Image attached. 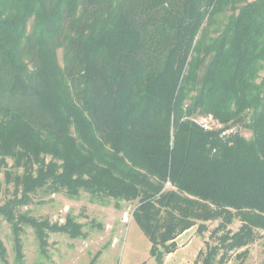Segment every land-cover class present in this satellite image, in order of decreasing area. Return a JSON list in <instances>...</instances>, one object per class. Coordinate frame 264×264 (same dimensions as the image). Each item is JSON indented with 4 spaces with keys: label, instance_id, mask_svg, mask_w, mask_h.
Here are the masks:
<instances>
[{
    "label": "trees",
    "instance_id": "trees-1",
    "mask_svg": "<svg viewBox=\"0 0 264 264\" xmlns=\"http://www.w3.org/2000/svg\"><path fill=\"white\" fill-rule=\"evenodd\" d=\"M263 70L264 0H0V171L14 187L0 216L17 263L23 225L43 254L48 232L85 237L71 215L50 225L18 209L81 191L135 202L157 264L208 222L221 235L198 264L252 244L264 231ZM208 114L250 136L189 120Z\"/></svg>",
    "mask_w": 264,
    "mask_h": 264
},
{
    "label": "rangeland",
    "instance_id": "rangeland-1",
    "mask_svg": "<svg viewBox=\"0 0 264 264\" xmlns=\"http://www.w3.org/2000/svg\"><path fill=\"white\" fill-rule=\"evenodd\" d=\"M62 64V51H57ZM264 76V70L259 74ZM246 138L250 132L241 129ZM8 166L12 164L7 160ZM14 187L6 184L0 171V205L12 199ZM113 200L91 199L81 191L77 198L70 199L64 193L51 196L37 195L27 206L20 207L18 213L27 212L34 219L46 220L50 225H63L67 215L82 226L84 238L71 239L60 233L48 232L45 253L39 249V241L34 228L23 225L20 235L22 264H157L150 255L151 244L132 217L136 203H120L114 206ZM218 222L206 223V231L199 233L197 225L177 239L181 250L166 260L165 264H198V253H205L208 245H214L221 233L211 236ZM240 223L235 220L228 229L235 233ZM256 240L241 250L229 253L225 264H264V231L257 232ZM0 240L6 249V262L18 264L13 248L10 224L0 216ZM163 264V262H162Z\"/></svg>",
    "mask_w": 264,
    "mask_h": 264
},
{
    "label": "built area",
    "instance_id": "built-area-1",
    "mask_svg": "<svg viewBox=\"0 0 264 264\" xmlns=\"http://www.w3.org/2000/svg\"><path fill=\"white\" fill-rule=\"evenodd\" d=\"M189 120L205 132H217L219 138L227 139L240 132L238 125L224 126L213 118L212 115H196Z\"/></svg>",
    "mask_w": 264,
    "mask_h": 264
},
{
    "label": "crops",
    "instance_id": "crops-1",
    "mask_svg": "<svg viewBox=\"0 0 264 264\" xmlns=\"http://www.w3.org/2000/svg\"><path fill=\"white\" fill-rule=\"evenodd\" d=\"M185 232H187V231H185ZM185 232L182 233V234H180V235L175 239L176 244H177V239L180 238L183 234H185ZM180 250H181V247H180L179 245H177V248L175 249L174 252H172V253H170V254H168V255H166V256L164 257V259H163V264H165L166 260H168L169 258L175 256V254H177Z\"/></svg>",
    "mask_w": 264,
    "mask_h": 264
}]
</instances>
